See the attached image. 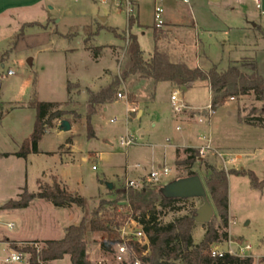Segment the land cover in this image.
Returning <instances> with one entry per match:
<instances>
[{"label": "rangeland", "instance_id": "374dc122", "mask_svg": "<svg viewBox=\"0 0 264 264\" xmlns=\"http://www.w3.org/2000/svg\"><path fill=\"white\" fill-rule=\"evenodd\" d=\"M29 1L31 3L0 16V54L7 53L3 64L0 65L2 77L0 112L10 110L11 102L14 100H24L35 93L40 101L62 102L61 110L65 112L62 119L75 123L76 128L73 127L69 132H60L56 127L49 129V133L41 142L44 150H54L64 142L65 139L61 141L64 136L67 139L75 135L72 148L74 156L69 147H64L65 154L62 157L70 158V161L63 165L58 173L73 194L86 198L87 205L85 208L73 205V209L70 210L67 209L69 207L61 208V213H65L63 221L66 224L77 225L83 216L90 215L91 209L98 205L100 199L113 198L114 189L128 185L131 179L138 178L136 180L138 185H159L149 182L146 175L160 164H166L173 169L164 179L166 183L162 187L176 179L187 177V169L177 162L186 156L181 151V155L175 159L173 147L184 140H190L195 145L209 144L216 147L212 143L214 141L218 146L231 148L233 151L220 147L215 150L224 153L235 152L237 161L228 168L222 165L214 151L208 152L206 157L198 152L193 170L201 177L204 185L205 177L209 174L206 164L226 171L252 170L261 180L264 179V130L242 127L236 124L234 118V114L238 112L242 123L251 117L264 119L262 111L264 101L258 100L254 94L231 98L216 109L213 115H209L207 106L211 103L209 89L205 87L193 89L186 93V96L202 108V114L199 111V114H195L194 120L189 122L185 121L181 114L177 118L170 100L173 87L171 84L162 83L157 88L153 104L145 106L143 116L136 118L137 110L135 112L131 110L129 118L128 101L131 99L132 88L126 85L122 89L120 87L119 92L124 93L128 101L118 99L116 95L117 100L110 103L106 110H100L102 106H98L99 111L91 117L93 133L89 135L87 102L80 95V91L69 97L68 86L70 82H78L81 87L97 89L105 82L103 75L106 70L120 73L128 60L126 45L129 24L126 7L117 0ZM132 1L135 6V12L132 14L135 23L130 31L137 35L146 57L153 52L155 43L159 45L160 42V46L156 44L158 49L161 48L163 52L168 53L173 61L197 57L199 53L202 56L203 52H206L212 61L219 64V68L227 69L230 61L236 62L244 56H251L242 58L241 61L245 59L257 61L259 72L264 75V41L258 36L255 48L254 45L241 46L250 34L246 33L245 38L244 32L239 28L243 24V19L237 15L238 8H225L221 5L222 0H191V4L165 0L161 3L164 6L165 25L158 29L160 32L156 39L157 28L154 22L156 1ZM103 18L105 20H102ZM86 40L88 45L102 47L98 61L94 60L93 51L81 47L82 41ZM196 45L198 50L195 48ZM29 59H32L31 63ZM9 69L14 70L15 74L8 76ZM141 88H135L134 98L140 94ZM147 89L148 93L152 92L153 86L150 88L149 85ZM175 91L178 90H174L172 94ZM179 94L182 97L183 91ZM185 105L187 107L182 113L188 115L193 113L186 103ZM200 119H203V122H200ZM54 122L61 123L57 119ZM128 138L134 143L125 145L122 139ZM236 155L241 157L238 158ZM60 160L59 154L53 159L45 153L34 155L27 182L28 191H37V178L40 177L45 182L43 173L49 172L46 166ZM51 182L52 180H49V183ZM106 182L114 183L112 191L107 189ZM16 197L17 193H7L0 182V204ZM202 204L201 198H187L163 210L159 207L162 211L160 220L162 223H169L185 215H195ZM229 207L228 227L223 226L216 211L212 219L220 233H228L227 239L218 243L221 249H228L227 242L230 238L234 241V247L249 244L252 247L254 264H264V189H254L248 176L229 175ZM68 212L70 214L67 216ZM46 217L48 216L44 214L38 217L41 228L49 225ZM30 218L31 214H25L21 217V222L28 226ZM9 222L5 212L0 211L1 238L8 235L9 231L15 230L8 225ZM207 227V224L196 222L193 228L196 242L202 241ZM134 229V225L125 228L128 232L125 239L130 238ZM27 234L26 237L29 236ZM49 234L51 235L48 236H56ZM117 234L116 238L122 237V233ZM57 236L59 237L53 238H61L60 235ZM106 240H109L106 235L91 236L89 243L91 245L96 243L109 260L117 263L111 251L106 250L102 244ZM42 242L36 244L39 249L45 246ZM30 245L32 244H19L18 249ZM11 252L12 249L0 241V262ZM133 257H136V254L131 258ZM65 261L70 263L69 255L56 264H64ZM124 264L133 263L131 260Z\"/></svg>", "mask_w": 264, "mask_h": 264}, {"label": "trees", "instance_id": "16d2710c", "mask_svg": "<svg viewBox=\"0 0 264 264\" xmlns=\"http://www.w3.org/2000/svg\"><path fill=\"white\" fill-rule=\"evenodd\" d=\"M134 23L135 18L131 15L128 18L129 34L126 45L128 60L120 73L100 90L88 91L87 129L89 135L93 133L91 117L97 112L98 106L114 102L119 88L134 75L152 79L155 83L170 82L179 87L189 83L207 82L212 95L210 103L212 111L226 104L231 98H240L249 94H254L258 100L264 101V75L259 72L256 61L248 59L236 61L227 69H220L218 66H213L210 69L190 68L186 63L172 61L168 53L160 51L157 47L149 57H146L137 35L130 31ZM159 32L158 29H155L156 39L159 37ZM87 42V40L84 42V48L93 51L95 57H98L102 52V47L88 45ZM6 56L7 53L0 54V65L3 64ZM1 78L0 69V90ZM68 90H70V85ZM25 105L36 109L37 118L31 136L15 153L22 158H27L31 153L40 152L39 142L47 130L54 127V121L62 119L65 114L64 111L58 109L59 103L40 101L35 93L28 103L21 104V106ZM262 111L264 113V107ZM245 123L264 127L262 117L247 118ZM68 141H71V138ZM184 153L186 157L177 161L178 164L185 166L186 176L197 174L193 167L198 158V150L187 147L184 149ZM206 167L209 174L205 177V185L210 201L223 226L228 227L229 175L248 176L251 186L255 189H264V179L261 180L252 170L230 169L226 171L210 164H206ZM37 183L38 192H30L25 187L18 200H10L3 207L8 209L26 208L36 198L50 201L57 207L77 205L85 208L87 205L85 197L70 192L62 186L56 177L52 178L51 183L43 182L41 179ZM112 195L111 199H100L98 205L91 209L90 215L84 216L79 224L67 227L62 239L45 240L42 242L45 245L42 249L36 246L40 241H32L29 243L32 245L21 248L31 254V264H40V261L47 263L60 260L66 255L70 256L72 264H92L87 254L90 237L108 236L109 240L102 244L106 250L111 251L112 245L119 240L116 236L120 228L131 220L136 221L148 237V249H145V245L134 240L128 243L129 248H132L136 254V257L131 258L132 263L136 259L141 264L255 263L253 257L242 258L227 252L221 257L212 256V246L228 237L227 232L220 233L212 220L207 224L204 238L199 243H195L193 238V228L196 224L194 214L176 218L169 223H162L160 220L161 210L183 200L165 197L162 193V185L145 184L140 188L125 185L114 189ZM12 244L15 245V242L12 241Z\"/></svg>", "mask_w": 264, "mask_h": 264}, {"label": "crops", "instance_id": "0c3cea01", "mask_svg": "<svg viewBox=\"0 0 264 264\" xmlns=\"http://www.w3.org/2000/svg\"><path fill=\"white\" fill-rule=\"evenodd\" d=\"M29 3H31L29 0H0V16L5 15L6 13H9V12H11L17 8L22 7V5H26ZM221 5L224 6L225 8L230 7L233 9H235V8L239 9V12L237 13V15L241 16L243 19V24L239 28L244 32L245 38L247 37L246 33L250 34L248 36V39L246 38V41L242 42L241 46L251 47L254 45L253 47L255 48L257 46V42H258V36L262 37V39L264 41V0H261V7L260 8L257 7V4L255 3L254 0H222ZM234 43H236V42H234ZM156 44L158 45V43H155V47H157ZM83 45H84V42L82 41V46H81L82 48H84ZM158 46H160V42H159ZM195 48H197V50H198V45H196ZM159 50L163 51L161 48ZM150 54H149V56H150ZM170 55H172V53H170ZM248 57H251V56H244L242 58H248ZM94 58H95L94 60H96V61L99 60L98 59L99 57H94ZM241 59L237 60V61H241ZM174 62L186 63L190 68L200 67V68H204V69H210L213 66L220 67L218 63H215L214 61H212L210 59V57L208 56V54L206 52L205 53L203 52L202 56L199 53L197 55V57L195 56L192 58H185L183 60L174 61ZM234 62L230 61L229 66L231 65V63H234ZM118 74H119V72H117V71L113 72V71L106 70L104 75H103L105 77V82L103 85H101L97 89H92L90 87H81L80 83H78V82L77 83H71L70 82L69 83V85H70L69 97H71L74 93H77L80 91V95H82V98L84 99V101L87 102L89 90L94 91V92L100 90L101 88L108 85L113 80V78ZM162 83L171 84L170 86L173 87L172 92L174 90H178V92L183 91V94H181L182 97H180V98L182 99V101L184 103H186L190 107L191 110H193V113L188 115L187 113L184 112V113H177L176 115H177V118L180 117V114L183 115L185 121H189V122L194 120L195 114H199V111L201 112L202 108L197 106L196 104H194L192 102V100L186 96V93H189L193 89H199L201 87H205V88L209 89V92L211 95V91H210V88H209L207 82L190 83V84L186 85V88H183L184 86L179 87L178 85H175V84L170 83V82L155 83L152 79L144 78V77H141L139 75H134V76H131L129 79H127L123 83V85L121 86V89L123 87H125L126 85H128L130 88H132L131 89L132 91L130 94L131 99L129 101L127 100L130 104V108L128 110L129 118H131L130 111L133 108H135V110H137L136 111L137 112L136 118H141L143 116V114L145 112V106L148 107L149 104H153V101L155 100V94H156L157 88ZM74 85H75V88H73ZM143 85H145V87L141 88ZM149 85H150V88H152V86H153V90H152V92L149 91V93H148L149 89H147V86H149ZM135 88H141L140 94L136 95L137 98H134L135 93L133 91L136 90ZM1 91H2V86H1V90H0V96H1ZM172 92H171V95H172ZM148 94H149V96H148ZM179 96H180V94H179ZM31 98H32V96L29 98H24V100H14L13 102H11L10 110H8L4 113L1 112L2 116L0 117V126H1V129H0V182L5 187L7 193H13V192L17 193V197L15 199L10 198L7 201H5L4 203L0 204V211L5 212L7 218L10 220L8 225L10 227H12L13 230L15 229L14 231H9L8 235L3 236V238L0 237V241L4 242L12 250L18 249L17 247L19 244H29L32 241H45V240H52V239H62L65 235L66 228L71 226V225H74V224H66V222L63 221L65 213H61L60 209L61 208L64 209V207H57L52 202L44 200V199L36 198L26 208L8 209V208L3 207L4 204L10 200H18L20 195L24 191L25 187H27V189H28L27 182L29 181L30 168L33 165L32 158L34 155H37L40 153L41 154H43V153L48 154V156H50V158H52V159L55 156H57L58 154L61 155L60 162H56V163L53 162V164L46 166V170H48L49 172L47 174H46V172L43 173L44 177H45L44 181L49 182V180H52L53 177H56L59 180V182L62 184V186H64L65 188H67L69 190L67 183L65 184L63 182V180H62V178H60V174L58 172L63 165L67 164L70 161V158L66 157L64 159L62 157L65 154L64 147H69L70 148L69 151L72 153V156H74L73 155L74 152H73L72 148H73L75 135H73V136L71 135L67 139L64 136L61 140V141H63L65 139L64 142H62L58 146V148H56L54 150H44L41 147V142L43 139L42 138L41 141L39 142V146H38L39 150H40L39 153H31L28 155L27 158L18 157L17 155H15V153L20 150L24 141L26 139H28L31 136L32 132L34 131V126H35V122H36V118H37L36 109L33 107H30V106H27V105L21 106V104L28 103ZM146 98L148 100H146ZM170 100H171V97H170ZM45 102L59 103L58 109H60V110L62 109L61 108V106L63 105L62 102H56V101H45ZM132 103H133V105H132ZM0 104H1V102H0ZM109 104L110 103L100 105V106H102V108L100 110H102V109L106 110V107ZM209 105H210V103L207 106H209ZM98 111L99 110L97 108V112ZM213 113H212V115H213ZM200 114H202V112ZM234 118L237 122L236 124H239L242 127H245V126L246 127H254V128H261L264 130V127L253 126V125H249L245 122L244 123L240 122L238 112H236L234 114ZM57 120L59 122H61L64 119H57ZM68 121L71 124V130H72L73 127H75V123L70 121V120H68ZM54 124L55 125H54L53 129L59 128L60 124H57L55 122H54ZM178 128H179V126H178ZM48 130L44 136H46V134L49 133ZM71 130H69V131H71ZM59 131L64 132V131H61L60 129H59ZM69 131H67V132H69ZM69 138H71V141H68ZM212 143L216 146V148L217 147L222 148L221 146H218L214 141H212ZM201 146L202 145H195L190 140L189 141L184 140L183 143L174 144L173 147H174L175 159L178 158L179 155H181V151L186 156V154L184 153L185 148L193 147L195 149H198ZM181 149H183V150H181ZM222 149L227 150V151L231 150V148H222ZM231 151H233V150H231ZM233 154H235V152H233ZM236 156L238 158L241 157V155H236ZM84 159H86V158H84ZM181 160H183V159H181ZM200 160H202V159L200 158ZM240 165H241V162H240ZM240 168H246V167H240ZM139 178H141V177H139ZM39 179H41V178L39 177L36 180L37 187H38L37 182ZM137 179L138 178H136L135 180H133V179H131V180L136 181ZM164 183H166V182L164 181ZM36 192H38V189H37V191H33V193H36ZM44 201H47L48 203H44ZM67 209L70 210V209H73V207L71 206ZM229 209H230V207H229ZM25 214H31V218H30L31 222H30V225H28V226L24 225L21 222V220H22L21 217H23ZM43 214L48 216V217H46V219L48 218V220H49V225H47L46 228H41L39 226V220L40 219H38V217H41ZM66 214L68 216L70 213L68 212ZM82 218H81V220H82ZM13 220L16 222V225H15V222H13ZM15 227H17V228H15ZM49 233H52V235L56 234V236H48V235H51ZM26 234L29 236L26 237L25 236ZM57 235H60L61 238H53V237H59ZM94 237H98V236H94ZM193 238H194V232H193ZM203 238H204V236H203ZM12 241L15 242V245L12 244ZM194 241H195V239H194ZM195 243H199V242L195 241ZM12 245H14V246H12ZM100 251L101 250L97 247L96 243H94L92 245H91V243H88L87 254H88V258L90 259L92 264H117L114 261L109 260L108 257L105 256L104 252L102 253V251L101 252ZM63 259L49 261L45 264H56V262L62 261ZM0 264H2V261L0 262ZM64 264H72L71 258H70V263L65 261Z\"/></svg>", "mask_w": 264, "mask_h": 264}, {"label": "built area", "instance_id": "2783aa9c", "mask_svg": "<svg viewBox=\"0 0 264 264\" xmlns=\"http://www.w3.org/2000/svg\"><path fill=\"white\" fill-rule=\"evenodd\" d=\"M49 1V0H46ZM120 2L121 5H124L126 7V13L128 15V18L135 12V6L132 0H117ZM155 9H154V22L155 27L157 29H161L165 25L164 21V6L161 4L165 0H155ZM181 1L183 4H190L191 0H178ZM257 4V7H261V0H254ZM15 71L12 69H9L7 71V75L11 76L14 75ZM118 99H126V95L122 92H119L117 94ZM127 100V99H126ZM171 103L173 106V109L175 113H182L184 109L187 107L185 103L182 101V99L179 96V92L175 91L171 95ZM209 108V115H211L214 111L211 109V105L208 106ZM133 112H135V108L131 109ZM113 121V120H112ZM201 122H203V119H200ZM123 143L125 145H131L133 144V140L131 139H122ZM216 147H211V145L207 144L202 145L197 150L198 152L203 156L206 157L207 153L210 151H214V154L218 155L217 157L222 162V165L226 168L228 166L234 165L236 161V157L233 153H224L219 150H215ZM173 169L166 164H161L156 169H153L147 176V180L149 182H154L159 185L164 184V179L167 178L171 173ZM128 186L140 188L143 185H138L136 181L129 180ZM140 186V187H139ZM129 225H134L135 229L131 233V236L129 239H125V236L128 235V232L125 231V228ZM120 233H122V237L119 238L117 242H115L112 245L111 253L113 254V258L117 263L124 264L131 261V257L135 254V251L132 248H129L128 243L131 240L139 242L141 245H148V237L146 233L144 232L143 228L134 220L128 221L123 225L120 230ZM234 241L230 238V240L227 242L228 249L223 250L221 249L220 245L218 243L214 244L211 248L212 256L214 257H221L224 253H230L232 255H237L242 258L245 257H252L253 254L251 252L252 247L249 244H239L237 247L233 246ZM39 248V247H38ZM2 264H31V254L27 251H24L22 249H16L12 250L10 255L2 261ZM40 264H45L40 261ZM133 264H141V262L136 259Z\"/></svg>", "mask_w": 264, "mask_h": 264}, {"label": "water", "instance_id": "95a60500", "mask_svg": "<svg viewBox=\"0 0 264 264\" xmlns=\"http://www.w3.org/2000/svg\"><path fill=\"white\" fill-rule=\"evenodd\" d=\"M102 20L105 19L103 18ZM29 62L31 63L32 59H29ZM183 88H186V86ZM59 129L64 132L71 130L70 122L66 119L62 120L59 125ZM105 185L110 191L114 189V183L112 182H106ZM162 193L168 198H201L203 200V204L197 209L194 216L195 221L198 223L208 224L215 215V209L209 199L207 189L198 174L179 178L167 183L162 187ZM145 249H148V245H145Z\"/></svg>", "mask_w": 264, "mask_h": 264}]
</instances>
